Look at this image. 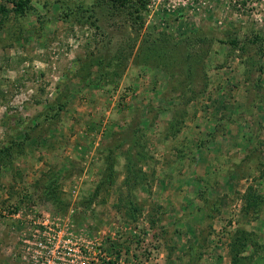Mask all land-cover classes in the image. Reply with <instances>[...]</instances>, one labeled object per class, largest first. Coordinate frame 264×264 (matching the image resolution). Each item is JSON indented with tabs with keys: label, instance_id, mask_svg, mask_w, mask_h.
<instances>
[{
	"label": "rangeland",
	"instance_id": "obj_1",
	"mask_svg": "<svg viewBox=\"0 0 264 264\" xmlns=\"http://www.w3.org/2000/svg\"><path fill=\"white\" fill-rule=\"evenodd\" d=\"M20 3L0 0V264H41L44 219L87 264H264V0Z\"/></svg>",
	"mask_w": 264,
	"mask_h": 264
},
{
	"label": "built area",
	"instance_id": "obj_2",
	"mask_svg": "<svg viewBox=\"0 0 264 264\" xmlns=\"http://www.w3.org/2000/svg\"><path fill=\"white\" fill-rule=\"evenodd\" d=\"M42 226L45 235L34 243V253L41 264H87L83 246L74 243L68 233L48 219Z\"/></svg>",
	"mask_w": 264,
	"mask_h": 264
},
{
	"label": "trees",
	"instance_id": "obj_3",
	"mask_svg": "<svg viewBox=\"0 0 264 264\" xmlns=\"http://www.w3.org/2000/svg\"><path fill=\"white\" fill-rule=\"evenodd\" d=\"M22 2H24V4L26 5V4H28V0H24V1L21 0V3L17 6V8L19 9V12H21L23 10V8H24V5L22 4ZM10 148L11 147H9V146L2 148L1 151H0V154L1 155L10 154ZM233 261L236 262V259H233Z\"/></svg>",
	"mask_w": 264,
	"mask_h": 264
}]
</instances>
